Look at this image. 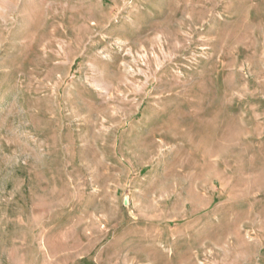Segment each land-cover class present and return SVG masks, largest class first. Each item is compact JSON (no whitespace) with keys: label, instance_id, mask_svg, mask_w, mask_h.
Listing matches in <instances>:
<instances>
[{"label":"rangeland","instance_id":"1","mask_svg":"<svg viewBox=\"0 0 264 264\" xmlns=\"http://www.w3.org/2000/svg\"><path fill=\"white\" fill-rule=\"evenodd\" d=\"M0 264H264V0H0Z\"/></svg>","mask_w":264,"mask_h":264}]
</instances>
